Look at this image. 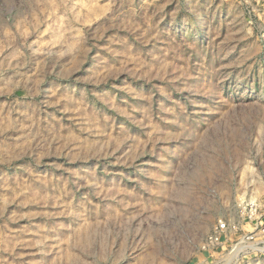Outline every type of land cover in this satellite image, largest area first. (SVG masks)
<instances>
[{
	"label": "rangeland",
	"instance_id": "obj_1",
	"mask_svg": "<svg viewBox=\"0 0 264 264\" xmlns=\"http://www.w3.org/2000/svg\"><path fill=\"white\" fill-rule=\"evenodd\" d=\"M217 259L264 264V0H0V264Z\"/></svg>",
	"mask_w": 264,
	"mask_h": 264
},
{
	"label": "built area",
	"instance_id": "obj_2",
	"mask_svg": "<svg viewBox=\"0 0 264 264\" xmlns=\"http://www.w3.org/2000/svg\"><path fill=\"white\" fill-rule=\"evenodd\" d=\"M227 227H226V223L222 222V221H218V223L216 224V226L214 227L213 232L207 237L209 244L211 246H215V245H219L220 244V238L222 236V234L226 231ZM220 259L214 260V262H208V261H203L202 263L205 264H221Z\"/></svg>",
	"mask_w": 264,
	"mask_h": 264
}]
</instances>
